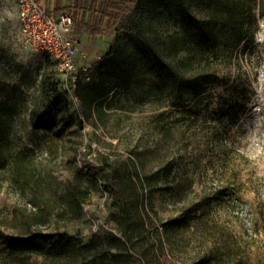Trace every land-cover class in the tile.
<instances>
[{
  "label": "rangeland",
  "instance_id": "1",
  "mask_svg": "<svg viewBox=\"0 0 264 264\" xmlns=\"http://www.w3.org/2000/svg\"><path fill=\"white\" fill-rule=\"evenodd\" d=\"M258 16L264 0H147L111 33L74 26L81 81L120 90L98 117L44 53L23 47L17 0H0V247L5 234L50 235L23 257L0 249V264H264L245 72L264 64ZM167 61L198 81L197 97L174 103ZM48 97L58 103L46 130L34 121ZM76 189L88 191L82 210L63 196Z\"/></svg>",
  "mask_w": 264,
  "mask_h": 264
},
{
  "label": "trees",
  "instance_id": "2",
  "mask_svg": "<svg viewBox=\"0 0 264 264\" xmlns=\"http://www.w3.org/2000/svg\"><path fill=\"white\" fill-rule=\"evenodd\" d=\"M40 1V0H39ZM58 0L57 10H67L70 14L76 17L75 33L81 34L85 32L89 37L96 38L103 32H113L116 29L118 22L127 15V13L136 6L138 3H146L147 0H70L67 4H62ZM41 2V1H40ZM80 15V17H79ZM178 43H173L176 46ZM176 51L179 48H175ZM108 60H116L117 54L110 52ZM150 56H148L149 58ZM167 72V78L163 79V84L166 87H171L175 91L174 103L177 100H184L186 97H197L199 95V83L192 78H187L176 65L171 61H167L161 65ZM58 89H55V92ZM113 91L112 96L109 98V93ZM119 87H95L93 83L79 81L76 94L83 102L90 115L96 113L98 117H102L109 113V109L115 107V100L119 95ZM55 97H48L44 99L40 105L38 113H36L35 126L42 129H51L56 120V110L58 101L54 100ZM127 108V107H126ZM2 111V110H1ZM35 110L32 115L35 116ZM8 113L0 112V122L5 123L8 118ZM9 134V133H8ZM64 198L68 205L75 210H82L83 203L88 197V191L84 189H76L65 193ZM123 215V214H122ZM124 216V215H123ZM67 232H58L53 236L59 241H64ZM48 233H34L32 237H20L16 235H3L2 244L0 247L5 251L8 256L23 257L29 248L37 251L38 248L43 250L49 246ZM1 238V234H0ZM37 246V247H36ZM90 247V243L85 245Z\"/></svg>",
  "mask_w": 264,
  "mask_h": 264
},
{
  "label": "built area",
  "instance_id": "3",
  "mask_svg": "<svg viewBox=\"0 0 264 264\" xmlns=\"http://www.w3.org/2000/svg\"><path fill=\"white\" fill-rule=\"evenodd\" d=\"M23 47L44 53L56 66L72 99L81 80L75 18L67 10L47 9L39 0H17ZM90 77L87 76L86 79Z\"/></svg>",
  "mask_w": 264,
  "mask_h": 264
},
{
  "label": "clouds",
  "instance_id": "4",
  "mask_svg": "<svg viewBox=\"0 0 264 264\" xmlns=\"http://www.w3.org/2000/svg\"><path fill=\"white\" fill-rule=\"evenodd\" d=\"M257 24L259 30L254 34V44L259 48H264V18L257 17ZM248 73L250 82L252 83L251 88V127L253 137L259 141V143L253 147L251 152L252 159L264 167V163H261L264 159V81L261 80V76H264V64L259 66L251 65L245 69ZM260 109L259 113L256 109Z\"/></svg>",
  "mask_w": 264,
  "mask_h": 264
},
{
  "label": "crops",
  "instance_id": "5",
  "mask_svg": "<svg viewBox=\"0 0 264 264\" xmlns=\"http://www.w3.org/2000/svg\"><path fill=\"white\" fill-rule=\"evenodd\" d=\"M41 1V3H43V5L47 8V9H49V10H53V11H59V10H57L56 9V6L58 5V0H40ZM61 1V3L64 5V4H67V3H69L70 2V0H60ZM59 1V2H60ZM79 17H80V15H79ZM74 18H76V17H74ZM75 21H76V19H75ZM81 34H86L85 32H83V33H81ZM81 34H79V35H81ZM87 35V34H86Z\"/></svg>",
  "mask_w": 264,
  "mask_h": 264
}]
</instances>
